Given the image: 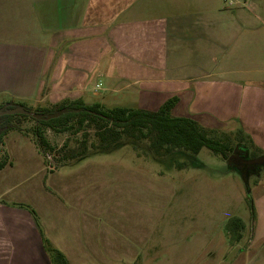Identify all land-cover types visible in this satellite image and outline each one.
Listing matches in <instances>:
<instances>
[{
  "label": "crops",
  "instance_id": "1",
  "mask_svg": "<svg viewBox=\"0 0 264 264\" xmlns=\"http://www.w3.org/2000/svg\"><path fill=\"white\" fill-rule=\"evenodd\" d=\"M130 88L141 92L138 107L157 110L177 96L173 115L260 138L264 0H0V105L49 106L66 98L106 104ZM98 96L104 101L93 100ZM14 131L5 143L31 141ZM14 167L12 161L0 170V264H52L26 206L37 212L43 233L69 261L84 258L80 231L67 236V222L51 194L53 188L65 191L66 183L42 171V183L8 198L19 177ZM259 196L264 203V192ZM244 224L241 239L228 236L224 258L207 262L197 258L195 246L173 248L167 241L157 255L153 250L160 246L150 239L111 238L96 250L117 247L122 250L117 258L130 264H264V208L252 234L244 233ZM185 242L192 243H178ZM135 243L143 244L138 251Z\"/></svg>",
  "mask_w": 264,
  "mask_h": 264
},
{
  "label": "rangeland",
  "instance_id": "2",
  "mask_svg": "<svg viewBox=\"0 0 264 264\" xmlns=\"http://www.w3.org/2000/svg\"><path fill=\"white\" fill-rule=\"evenodd\" d=\"M93 100L104 101L100 96ZM105 101L110 106H140L141 92L130 88ZM35 124L34 118H20V129L13 134H26L31 141L21 146L10 138L0 147V158H7L8 164L13 161L19 174L12 180L8 188L11 194L7 196L42 183V171L55 172V180L66 183L65 191L53 188L51 194L61 207L57 209L59 217L67 222V236H74L79 230L83 238L82 254L86 256L70 260L71 264H130V259L117 258L122 251L117 247L107 249L108 253L96 250V245L121 237L150 239L151 245L160 246L153 250L157 255L165 250L167 241V246L175 245L173 248L195 246L200 261L207 262L213 256L223 259L229 246L228 220L234 216L244 219L248 225L244 233L248 236L264 208L259 200L264 192L262 166L250 169L245 179L234 164L207 147L198 154L179 150L160 158L154 155L147 140L124 139L121 146L100 152L91 146L98 143L94 129H90L88 155L71 158V152L82 146V131L71 134L45 129L46 137L57 150L65 148L52 153L40 146ZM204 127L214 137L228 136L232 145L243 146L247 158L264 156L262 134L253 139L240 130ZM39 223L41 230L40 220ZM142 245L135 243V250ZM102 253L101 258H94V254Z\"/></svg>",
  "mask_w": 264,
  "mask_h": 264
},
{
  "label": "trees",
  "instance_id": "3",
  "mask_svg": "<svg viewBox=\"0 0 264 264\" xmlns=\"http://www.w3.org/2000/svg\"><path fill=\"white\" fill-rule=\"evenodd\" d=\"M178 99L177 96L167 99L157 110L134 105L108 106L101 102L86 103L82 98H66L49 106L36 107L12 101L6 105H0V110L20 107L33 111L40 115V118L25 113L0 115V147L4 144L5 136L10 131L20 129L18 125L20 118H34L36 120V137L43 151L46 152H60L65 148L57 150V147L53 146L46 137L45 129H51L57 133L78 134L83 132L82 146L71 152L69 155L71 158L88 155L90 129H94L98 143H92L91 146L100 152L110 151L121 146L124 139H132L135 141L147 140L154 155L160 158L179 150L198 154L203 147H207L227 159L235 147L231 144L230 137H214L210 135L207 128L192 117L173 115L172 110ZM47 117L49 118L46 119ZM8 163L7 158H0V170ZM26 207L39 223L37 212L30 206ZM244 228V221L237 216L230 218L226 224L227 231L235 240L242 238ZM41 233L44 248L52 264H71L67 256L45 237L42 229Z\"/></svg>",
  "mask_w": 264,
  "mask_h": 264
},
{
  "label": "water",
  "instance_id": "4",
  "mask_svg": "<svg viewBox=\"0 0 264 264\" xmlns=\"http://www.w3.org/2000/svg\"><path fill=\"white\" fill-rule=\"evenodd\" d=\"M9 113H25L30 116H34L36 118H40V115L35 114L33 111H28L24 108H14V109H6L0 110V115L9 114ZM47 117L46 119H48ZM238 147L235 149L234 153L228 157L229 164H235L236 168L241 171L243 176L247 177V173L250 169H256L260 166L264 167V156L257 157V158H242L240 154H237ZM247 155V154H246Z\"/></svg>",
  "mask_w": 264,
  "mask_h": 264
},
{
  "label": "flooded vegetation",
  "instance_id": "5",
  "mask_svg": "<svg viewBox=\"0 0 264 264\" xmlns=\"http://www.w3.org/2000/svg\"><path fill=\"white\" fill-rule=\"evenodd\" d=\"M238 147V149L236 150L237 151V154H240L241 156H242V158H247L246 156H245V152L241 149L242 147L240 146V145H236L235 147H234V150H233V152H232V154L234 153V151H235V149ZM228 159V158H227ZM226 159V160H227ZM235 165V164H234Z\"/></svg>",
  "mask_w": 264,
  "mask_h": 264
}]
</instances>
